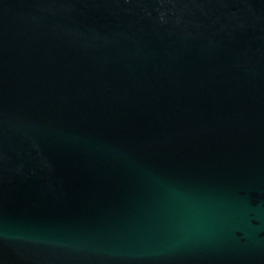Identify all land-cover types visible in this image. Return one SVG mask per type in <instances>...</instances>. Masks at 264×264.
Here are the masks:
<instances>
[{
	"label": "water",
	"instance_id": "obj_1",
	"mask_svg": "<svg viewBox=\"0 0 264 264\" xmlns=\"http://www.w3.org/2000/svg\"><path fill=\"white\" fill-rule=\"evenodd\" d=\"M0 264H264V0H0Z\"/></svg>",
	"mask_w": 264,
	"mask_h": 264
}]
</instances>
